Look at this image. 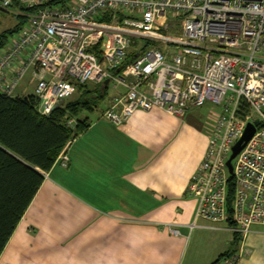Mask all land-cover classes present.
<instances>
[{"label":"built area","instance_id":"built-area-1","mask_svg":"<svg viewBox=\"0 0 264 264\" xmlns=\"http://www.w3.org/2000/svg\"><path fill=\"white\" fill-rule=\"evenodd\" d=\"M48 1L18 0L35 8L22 11L0 0V9L26 17L0 49V95H25L31 84L37 111L46 115L77 85L108 79L115 93L101 117L114 125L138 110L183 116L212 104L205 153L188 185L194 217H230L241 239L252 225L264 226V0ZM131 52L136 58L125 63ZM247 123L254 133L229 173L226 160ZM59 159L66 164L65 154Z\"/></svg>","mask_w":264,"mask_h":264},{"label":"crops","instance_id":"crops-1","mask_svg":"<svg viewBox=\"0 0 264 264\" xmlns=\"http://www.w3.org/2000/svg\"><path fill=\"white\" fill-rule=\"evenodd\" d=\"M89 121L66 164L58 157L44 173L0 264H213L230 249L233 228L195 218L188 192L211 122L158 108L119 125L101 113ZM231 248L236 264H264V226Z\"/></svg>","mask_w":264,"mask_h":264},{"label":"trees","instance_id":"trees-1","mask_svg":"<svg viewBox=\"0 0 264 264\" xmlns=\"http://www.w3.org/2000/svg\"><path fill=\"white\" fill-rule=\"evenodd\" d=\"M65 1L50 0L46 5ZM13 7L22 11L35 9L21 7L18 0H14ZM17 16L21 21L7 30L10 35L26 22L25 16ZM3 37L0 36V49L6 43ZM135 58L136 53L131 52L125 63ZM92 86L77 85L74 99L59 104L46 115L37 111V100L32 93L14 97L0 95V254L40 187L44 173L61 154H65L68 144L88 128L90 119L87 114L92 113L97 103L107 96L108 85ZM232 192L233 179L229 176L228 200ZM226 223L234 228L230 217ZM239 240L240 235L233 231L230 249L213 264L235 254L231 246L238 245Z\"/></svg>","mask_w":264,"mask_h":264},{"label":"rangeland","instance_id":"rangeland-1","mask_svg":"<svg viewBox=\"0 0 264 264\" xmlns=\"http://www.w3.org/2000/svg\"><path fill=\"white\" fill-rule=\"evenodd\" d=\"M21 21V18H19L14 12L12 11H4L3 9H0V36L4 35V40L7 43L8 41H10L11 35L9 33H7V30L9 29H13L15 26L19 25ZM176 31H180L179 26H176ZM5 43V44H6ZM172 48V46L168 47V49L166 48H162L163 52H168L170 51V49ZM93 84H89V86H92ZM93 87V86H92ZM91 87V88H92ZM33 92L32 86L29 85L27 86V88L25 89L24 93L25 94H31ZM115 93V90H113L111 88V84L108 85V90H107V95L104 99L100 100L97 103V107L96 109L92 112V113H88L87 116L89 119H92L94 117H96L97 113H101L104 111V107L106 106V102L108 97H112ZM75 93L72 94L69 99H74L75 98ZM68 99V100H69ZM216 107L212 104L206 103L204 106L202 107H197V108H189L188 110H190V114L194 117L197 118V120L202 121V123H207V122H212L213 117H212V113L215 112ZM205 129V127H204Z\"/></svg>","mask_w":264,"mask_h":264},{"label":"water","instance_id":"water-1","mask_svg":"<svg viewBox=\"0 0 264 264\" xmlns=\"http://www.w3.org/2000/svg\"><path fill=\"white\" fill-rule=\"evenodd\" d=\"M109 80L105 79L102 82L103 86H107L108 85ZM254 133V126L251 123H247L242 136L240 137V139L232 146L231 148V153L228 157V159L226 160V167L229 173L232 172V166H231V160L235 157V155L242 149V147L245 145V143L251 138V136Z\"/></svg>","mask_w":264,"mask_h":264}]
</instances>
